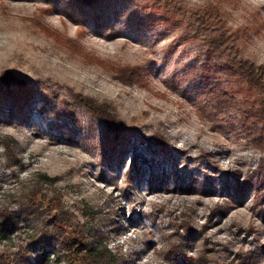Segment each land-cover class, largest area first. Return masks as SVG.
Instances as JSON below:
<instances>
[{"label":"rangeland","instance_id":"obj_1","mask_svg":"<svg viewBox=\"0 0 264 264\" xmlns=\"http://www.w3.org/2000/svg\"><path fill=\"white\" fill-rule=\"evenodd\" d=\"M87 4L0 0V208L17 209L36 185L122 264H264V197L230 189L264 174V149L209 96L216 85L258 103L259 88L228 70L264 66V0ZM43 25L139 75L125 71L123 83ZM26 218L0 239V264H33L43 217ZM42 249L49 260L39 264H67L51 255L57 241Z\"/></svg>","mask_w":264,"mask_h":264},{"label":"trees","instance_id":"obj_2","mask_svg":"<svg viewBox=\"0 0 264 264\" xmlns=\"http://www.w3.org/2000/svg\"><path fill=\"white\" fill-rule=\"evenodd\" d=\"M78 1L85 4L88 3L87 5H90L95 0ZM41 29L47 35L55 38L60 45L71 51L74 50L75 53L82 57L81 59L86 63L99 66L102 69L111 72L114 77H118V79L123 81V83L125 81V71H129V74L126 76H131L133 79L136 78V75H139L136 71V69H138L137 67L125 68L117 64L107 63V61L103 59L84 52L80 46L74 45V43L69 39L68 41L63 40L58 36V33L51 32L50 30L46 31V26L43 25ZM228 71L231 78H238L245 81L251 87L259 88L260 96L258 103L238 102L234 96H230V94L224 90L221 91L216 85H214L209 96H213L217 111L222 112L226 108L235 109L240 119V122L238 120V125L241 126L244 135H246L249 140L248 142L259 149H264V66H257L246 60H239L236 63V69H230ZM11 93L12 92L7 90L5 95L13 96ZM79 96L85 107H88L84 101L88 100L90 102L92 100L84 98L81 95ZM99 108L102 109V106H98L97 109ZM94 113L96 116L103 117L98 114L97 110ZM108 113L112 116L115 115L113 110L110 111V109H108ZM103 118L106 123L109 124L108 117L105 116ZM111 132L113 133L112 137L114 141L122 140L121 136H119V132L115 129ZM256 177V180L248 179L243 183L236 180L234 184L230 186V189H233L234 194L243 199L245 198V195H247L249 191L254 188L255 199H263L264 188H262V183L264 181V174H260ZM50 180L51 178L44 175V179L42 180L44 183L43 186L48 184ZM35 187L36 185L33 189L29 190L30 192L27 197V202L25 200L21 201L19 206L16 207L17 209L8 210L6 208H0V239H10L13 232L21 228V219L26 217V215H30L31 218L33 217L32 219L26 218V220L35 221H37V216H42L43 219L41 220L42 222L39 234L37 233L32 235L30 239V243L36 250H38L36 256L30 260L33 264H39L49 260L48 252H44L42 248H44L45 245L53 246L54 241L59 243L60 251L52 249L51 255H53V257L56 256L55 259L57 260L60 259L59 257L61 256L65 257L67 259V264H72L73 261H77L78 264H122L121 256L119 254H116L115 252L109 250L106 246L101 245L98 238L99 236L95 234L93 228L84 229L82 227L80 229L78 226L71 225L70 221L67 220L66 217L68 214L63 211H57V200L52 197H46L43 193H41L40 188L36 189ZM46 202L49 204L45 205ZM29 204L33 205V208H26V205L28 206ZM52 206L54 209L51 208ZM48 208H51V210H47ZM52 211H55V213ZM35 229L36 227L33 228V230ZM188 236L189 235H186L185 238ZM179 253L180 255L182 254L180 248L179 250H176L173 257L170 258L174 261L178 260Z\"/></svg>","mask_w":264,"mask_h":264}]
</instances>
